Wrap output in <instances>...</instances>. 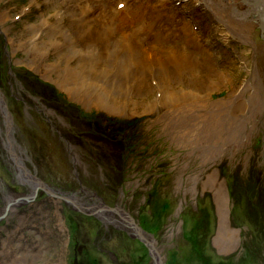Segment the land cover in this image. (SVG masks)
Listing matches in <instances>:
<instances>
[{
	"label": "rangeland",
	"instance_id": "obj_1",
	"mask_svg": "<svg viewBox=\"0 0 264 264\" xmlns=\"http://www.w3.org/2000/svg\"><path fill=\"white\" fill-rule=\"evenodd\" d=\"M30 1L0 0V16L5 18L0 23V95L11 121L5 122L0 110V264H91L93 259L99 264H155L153 259L165 264H264V109L259 108L264 105V29L255 26L250 41L244 43L211 22L205 47L213 52L208 58L201 57L207 65L197 79H202L203 84L193 85L190 91L198 93L204 88L211 105L225 115V105L232 95L246 86L229 109L231 116L235 115L232 124L241 144L227 143L222 134L219 138L223 140L216 142L219 152L209 155L205 150L215 148L213 142L201 141L197 149L188 142L187 146L181 142L177 145L170 138L172 134L164 132L158 114L140 115L143 108L139 104H132V110L119 115L99 106H83L73 96L67 98L58 86L57 71L45 74L46 69L52 68L51 62L60 65L58 71L62 72L64 64L55 61L54 47L46 55V68L45 60L35 61L34 50V54L27 52L31 40L25 29L36 23L41 12L50 10L63 13L61 22H68L64 11L71 5L35 0L37 4L28 7ZM169 3L168 11L178 7L175 0ZM194 7L210 15L208 9ZM170 16L169 22L158 18L147 42H141L150 43L153 48L173 47L172 53L181 58L189 52L196 56L184 46L187 35H177L172 30L184 21ZM199 16L194 14V20ZM145 17L151 22L153 14ZM55 20L53 16L49 23L59 24ZM196 22L203 29L204 23ZM97 25L91 36L79 37L81 49L73 50L80 57L87 43L102 41ZM120 25L114 31L115 39L139 26L133 19ZM40 29L37 41L40 39L46 49L47 29ZM162 33L168 34L169 41L161 45L157 38ZM73 65L70 67L78 73L80 82L99 84V90L87 91L90 99L106 107L116 106L114 102L119 104L117 107L124 105L123 95H119L126 93L127 88L116 94L114 83L106 82L113 80L110 77L114 73L107 61L96 64L100 71L83 61L77 67ZM80 66L90 67L91 76L79 71ZM7 68L14 74L6 72ZM188 80L191 78L185 77L180 83V92L188 91ZM129 83L134 87L132 81ZM164 83L170 89L177 88L172 80ZM208 85L211 91L206 88ZM159 93H142L140 100L154 101ZM245 96H257L260 103L255 99L247 101ZM155 106L160 108L159 102ZM22 164L26 171L21 169ZM215 176L217 180L212 182ZM223 187L229 201L225 223L236 235L237 243L227 252L214 242L221 219L215 196ZM69 194L86 201L87 210ZM151 194L153 201L157 200L153 208L145 202L146 195ZM8 199L14 200V205L6 210ZM96 209L100 212L94 213ZM125 212L143 227L147 244H140L134 237Z\"/></svg>",
	"mask_w": 264,
	"mask_h": 264
},
{
	"label": "bare ground",
	"instance_id": "obj_2",
	"mask_svg": "<svg viewBox=\"0 0 264 264\" xmlns=\"http://www.w3.org/2000/svg\"><path fill=\"white\" fill-rule=\"evenodd\" d=\"M57 1L66 6L71 5L66 8L67 12L64 11L68 14V16L64 15V17H67V19L69 18L73 22H70V20H68V22H61L63 21V13L57 14L54 10L41 12L35 23L37 26L32 24L28 26V30L25 29L28 33V38L31 40V42L28 41L31 47L25 50L31 54L35 53L34 59L37 58L35 61L40 59L43 61L45 60L43 62L44 67L48 68V65H46V55H49V49L54 47L52 49H54L57 54L55 61L64 64L62 72L58 71V69L61 70L59 67L60 65L51 62L49 65L52 68L46 69L45 74L51 71H57L58 77L60 78L58 86L66 92L67 98L73 96L78 98L83 106L96 107L97 109L99 106V109H105L104 111L108 113H117L119 115H124L129 110H132V104H139L143 108L139 111L140 115L147 114L150 116V114H158L157 120H161V126L164 125V132L166 131L168 136L172 134L170 138L171 140L173 139L172 141H176L177 145L181 142L187 146L189 143L194 149H197L201 141L207 143L213 142L216 147L205 150L209 152V155H214L219 152L220 147H218L216 142H221L223 140L219 138L222 134L225 135L227 143L236 145L241 144L236 134V128L232 124L235 115L233 114L231 116V110L229 109L238 102L234 101L237 99L236 95L239 94L246 85H244L238 93L232 95V99L225 105L226 107L228 105V113L230 114L227 113L225 115L215 109L214 105H211L212 101L210 96L206 94L204 88H200L202 91L198 93H196L195 90L196 94L190 91V89L193 88L195 84H203V82H200L203 80H198L197 77L199 76L198 74L206 69L207 65L206 60L202 59L204 61H201V57L208 58L212 54V50L205 47V45H207L206 40H208L209 37L208 32L211 29V22L220 25L226 33L233 36L234 40H240L244 43L249 42L251 39V32L254 31L256 27L264 29V0H175L178 3V7L173 6L174 9H170L169 11L167 6L170 0H105V3L100 0ZM49 2L50 0L46 1L48 4ZM25 3L27 4V2ZM113 3L114 5H112ZM34 4H37L36 1L31 0L28 7ZM169 4L172 6V2ZM194 6H198L202 10L208 9L210 15L205 14L204 11L201 12ZM112 7L113 10H111ZM188 11L192 13L190 14ZM150 13L153 14L151 22L145 17L146 14ZM170 14L173 15L172 19L184 21L181 25L175 24L172 30L177 35L181 32L183 35H187V40L185 39L183 41L184 46L191 48L196 56H190L189 52L181 58L176 53H172L175 52L173 47H159L157 45L156 48H153L149 46L150 43L141 42V40L147 42V35L155 28L158 18H163L166 22H169L168 16L171 17ZM194 14H199L200 16L194 20ZM53 16L56 19L55 22L59 24L49 23ZM59 16H61L62 19L58 20L60 18ZM115 18L119 19L117 20ZM128 19H133L135 22L138 21V28H133L130 34H123V36L120 35L119 38L116 37L115 39L113 37L115 29L118 30L120 22V26H122V22ZM119 20L120 22L118 23ZM196 21H202L204 23L203 29H200ZM3 22H5V18L1 15L0 23ZM97 23L99 26L97 25L98 27H96V30H98L99 37L102 39L105 48L102 46V41L100 43L90 41V43H87L86 49H83V54L81 55L82 59L80 54L73 49H81L79 47V37L83 36V34L91 36V32L94 31ZM85 24H87V26H85ZM40 27L47 29L45 35L48 37L49 42L47 43L46 49L42 46L43 44L39 42L41 41L40 39L37 41L38 36H40ZM252 28L254 29L251 30ZM195 34H197L196 38ZM166 36H168V34L162 33L157 38L158 43L162 45L165 41H169V38ZM133 44L138 48L134 47ZM250 45H252V43H250ZM32 47L34 49H32ZM179 49L181 52H185L183 46L179 45ZM32 50L35 52L32 53ZM12 54L13 52L11 55ZM141 54L146 55L149 61H145ZM7 55H10V52L7 53ZM158 56L160 58L162 57V59L158 58ZM212 58L218 59V57ZM82 61L83 64L85 62L86 66L88 63H90V67L93 65L91 68L96 67V64L99 62L101 63V61H107L112 66L111 68H113L114 73L110 78H113V80L108 79L106 82L114 83L113 89L116 94L122 93L123 91L121 89L127 88L126 93L119 95H123L121 98L124 99L122 100L124 103L123 106L117 107L119 104L114 102L113 106H116L112 107L107 105L106 107L103 104L98 105L99 102L90 99L89 95L86 94L87 91H90V89L92 91L99 90V84L84 83V81L80 82L77 78L78 73L74 72V69L70 67L73 63V66L76 65L77 67ZM261 64H263L262 68H264V62ZM66 65L72 70L68 69ZM90 67L84 68L80 66L79 71H85L86 74L88 73V76H91L88 70ZM4 68L3 66L2 70H4ZM96 68L100 71V67ZM9 70L10 68H7L6 72L14 74V71L11 70L12 72H9ZM22 70L23 69H21V71ZM67 75H69L70 78L67 77ZM96 75L101 79V73L98 72ZM185 77L191 78V80H188L191 86L188 87V91L180 92L179 87L182 85L180 83ZM170 80L174 81L177 88L174 86L170 89V87L164 83ZM129 81L133 82L134 87H130ZM104 86L105 85H102V87ZM206 88L209 90L211 85H208ZM155 92L160 93L154 101L152 98L146 103L140 100L142 93L150 94ZM97 97L102 99L100 93H98ZM244 98H246L247 101L254 99L258 101L257 96H245L243 99ZM3 102L2 95H0V110L1 112L3 111L2 115L4 116L5 122L10 123V118L7 116L9 114L6 113ZM156 102H159L160 108L155 106ZM258 102L260 103V101ZM242 104L243 102L238 106ZM259 108L264 109L263 103L259 105ZM239 113V115L244 116L243 113ZM104 118L108 117L104 116ZM242 122L243 121L239 119V124ZM6 135L8 141H10L8 130L6 131ZM215 159L216 158H214V160ZM207 161H209V159H207ZM22 166L23 164L21 167ZM19 175L20 177L26 178L24 173L23 175L21 173ZM212 179V182H216L217 180L216 176L212 177ZM216 193L215 202L218 206V218L221 219L214 242L217 248H222V251L227 252L237 245L235 241L236 235L225 223L224 216L229 204L226 188H218ZM13 201L14 200L11 201L10 199L7 200L6 210L12 208L14 205ZM77 205L86 209L78 203ZM97 211L100 212L99 209ZM136 221L137 220H135L134 223H136ZM134 233H136V231H134ZM160 264H162V262H160Z\"/></svg>",
	"mask_w": 264,
	"mask_h": 264
},
{
	"label": "water",
	"instance_id": "obj_3",
	"mask_svg": "<svg viewBox=\"0 0 264 264\" xmlns=\"http://www.w3.org/2000/svg\"><path fill=\"white\" fill-rule=\"evenodd\" d=\"M36 180V182L38 183V185L39 186H41V187H43V188H45L46 189V185L45 184H43L41 181H39L38 179H35ZM47 191H49V190H47ZM15 203V202H14ZM108 211H110V209L107 207L106 208ZM114 211L116 210L115 208L113 209ZM127 214V213H126ZM127 217H129V224L132 226V228H133V230L134 231H136V233H134L135 235H134V237L135 238H138L143 244H147V240H146V238L144 237L143 238V235H144V231L142 230V228L137 224V223H134V221H133V219L132 218H130V216L127 214ZM148 236V235H147ZM149 237H151V236H149ZM149 251L150 252H152L153 250L150 248L149 249Z\"/></svg>",
	"mask_w": 264,
	"mask_h": 264
},
{
	"label": "flooded vegetation",
	"instance_id": "obj_4",
	"mask_svg": "<svg viewBox=\"0 0 264 264\" xmlns=\"http://www.w3.org/2000/svg\"><path fill=\"white\" fill-rule=\"evenodd\" d=\"M18 166V165H17ZM20 167V166H19ZM23 167V166H22ZM80 190H82V189H80ZM62 193V192H61ZM68 193H71V192H68ZM68 193H64V194H68ZM69 195H71V194H69ZM77 196H79V197H81V195H77ZM71 198H73V201H77L79 204H82L85 208L86 207H88L89 206V204H87V202L86 201H84L82 198H76V197H73L72 195H71ZM76 203V202H75ZM104 204V203H103ZM96 213H99L98 211H96ZM110 213V212H109ZM113 219H114V217H112ZM140 242V241H139ZM140 244H141V242H140ZM153 261L155 262V264H160L159 262H157L156 260H154L153 259ZM162 264H165V263H162Z\"/></svg>",
	"mask_w": 264,
	"mask_h": 264
},
{
	"label": "trees",
	"instance_id": "obj_5",
	"mask_svg": "<svg viewBox=\"0 0 264 264\" xmlns=\"http://www.w3.org/2000/svg\"><path fill=\"white\" fill-rule=\"evenodd\" d=\"M153 195L154 194H151V195H146V200H145V202L147 201L149 204H148V206L150 207V208H153L154 207V205L156 204L155 202H157V200H155V201H153ZM78 263H79V260H78ZM87 264H89L88 262H87ZM91 264H99L98 263V261H97V259H93V260H91ZM128 264H130V263H128ZM135 264V263H134Z\"/></svg>",
	"mask_w": 264,
	"mask_h": 264
}]
</instances>
